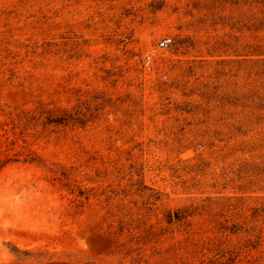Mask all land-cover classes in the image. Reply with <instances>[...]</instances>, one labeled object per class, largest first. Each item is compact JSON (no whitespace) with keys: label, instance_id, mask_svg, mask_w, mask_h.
Segmentation results:
<instances>
[{"label":"rangeland","instance_id":"obj_1","mask_svg":"<svg viewBox=\"0 0 264 264\" xmlns=\"http://www.w3.org/2000/svg\"><path fill=\"white\" fill-rule=\"evenodd\" d=\"M0 264H264V0H0Z\"/></svg>","mask_w":264,"mask_h":264},{"label":"built area","instance_id":"obj_2","mask_svg":"<svg viewBox=\"0 0 264 264\" xmlns=\"http://www.w3.org/2000/svg\"><path fill=\"white\" fill-rule=\"evenodd\" d=\"M172 41V38L168 37V38H165L163 39L161 42H160V45L161 46H167L170 44V42ZM147 58H150V56H147Z\"/></svg>","mask_w":264,"mask_h":264}]
</instances>
